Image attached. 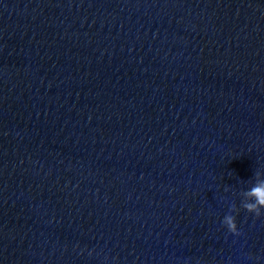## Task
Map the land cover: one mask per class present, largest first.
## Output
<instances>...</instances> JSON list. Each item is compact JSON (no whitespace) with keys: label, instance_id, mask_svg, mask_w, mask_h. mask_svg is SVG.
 <instances>
[{"label":"clouds","instance_id":"1","mask_svg":"<svg viewBox=\"0 0 264 264\" xmlns=\"http://www.w3.org/2000/svg\"><path fill=\"white\" fill-rule=\"evenodd\" d=\"M247 194L254 198V202L243 204V208L249 213H254L256 217H260L262 215L261 209L264 208V184H255L247 191ZM223 224L226 225L230 233L237 236L241 234L238 231L235 216H225Z\"/></svg>","mask_w":264,"mask_h":264}]
</instances>
